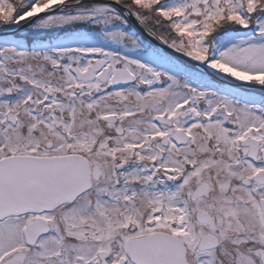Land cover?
Here are the masks:
<instances>
[{
	"label": "snow or ice",
	"instance_id": "snow-or-ice-1",
	"mask_svg": "<svg viewBox=\"0 0 264 264\" xmlns=\"http://www.w3.org/2000/svg\"><path fill=\"white\" fill-rule=\"evenodd\" d=\"M0 264H264V0H0Z\"/></svg>",
	"mask_w": 264,
	"mask_h": 264
}]
</instances>
